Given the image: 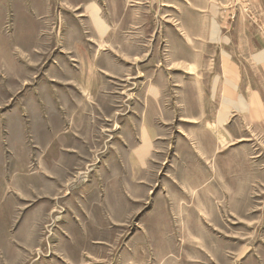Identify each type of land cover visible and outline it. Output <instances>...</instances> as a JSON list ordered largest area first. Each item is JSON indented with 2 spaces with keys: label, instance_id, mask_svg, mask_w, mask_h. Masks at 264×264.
<instances>
[{
  "label": "rangeland",
  "instance_id": "obj_1",
  "mask_svg": "<svg viewBox=\"0 0 264 264\" xmlns=\"http://www.w3.org/2000/svg\"><path fill=\"white\" fill-rule=\"evenodd\" d=\"M262 46L264 0H0V264H264Z\"/></svg>",
  "mask_w": 264,
  "mask_h": 264
},
{
  "label": "crops",
  "instance_id": "obj_2",
  "mask_svg": "<svg viewBox=\"0 0 264 264\" xmlns=\"http://www.w3.org/2000/svg\"><path fill=\"white\" fill-rule=\"evenodd\" d=\"M256 3H257V6L259 7V1H255ZM260 2H261V0H260ZM213 6H215V5H213ZM214 13H216V12H214ZM215 15L213 14V17H214ZM211 22H216L215 21V19H212V21ZM216 33H217V29H216ZM212 35L214 34V33H211ZM222 55L223 56H228L225 52H222ZM252 57H253V60H254V62H255V65L258 67V70L259 71H262V73L264 72V46H262V47H260V48H258L257 49V51H255L254 52V54L252 55ZM227 61V60H226ZM263 78H264V76H263ZM227 82H229V81H226V83L224 84L225 86H227ZM236 87V90H237V85L235 86ZM233 91H235V90H233ZM233 94H231V96H232ZM240 97V96H239ZM241 98V97H240ZM249 98V102L248 101H246L244 98H243V103H242V106H243V109L244 110H242V111H244V115H245V117L246 118H250V119H253V118H257V116H258V113H260V112H257V110H255V108H254V103L256 102L255 101V97H254V95L253 96H250V97H248ZM224 99H230V95L229 94H227L226 96H224L223 98H222V101L224 100ZM238 99V98H237ZM242 99V98H241ZM245 100V101H244ZM251 100L253 101V108H254V113L252 114V109H251V107L252 106H250V103H251ZM231 101V100H230ZM233 102V101H232ZM237 105H238V107L239 108H241V103H240V101H238L237 102ZM229 110V109H228ZM238 110V109H237ZM238 111H240V110H238ZM226 112H225V110L223 111L222 109H221V111H220V114H219V119H218V121H219V125H221V126H223L224 124H225V121H226V119H227V114H225ZM238 113H240V112H238ZM253 116V117H252ZM223 119H225V121L223 122ZM221 122H223V123H221Z\"/></svg>",
  "mask_w": 264,
  "mask_h": 264
},
{
  "label": "bare ground",
  "instance_id": "obj_3",
  "mask_svg": "<svg viewBox=\"0 0 264 264\" xmlns=\"http://www.w3.org/2000/svg\"><path fill=\"white\" fill-rule=\"evenodd\" d=\"M112 44V43H111Z\"/></svg>",
  "mask_w": 264,
  "mask_h": 264
}]
</instances>
